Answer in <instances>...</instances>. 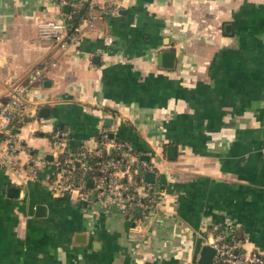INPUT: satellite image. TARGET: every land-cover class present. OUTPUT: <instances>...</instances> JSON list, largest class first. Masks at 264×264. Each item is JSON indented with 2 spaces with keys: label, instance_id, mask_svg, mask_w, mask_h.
Wrapping results in <instances>:
<instances>
[{
  "label": "crops",
  "instance_id": "crops-1",
  "mask_svg": "<svg viewBox=\"0 0 264 264\" xmlns=\"http://www.w3.org/2000/svg\"><path fill=\"white\" fill-rule=\"evenodd\" d=\"M87 1L95 10L110 0ZM60 12L54 0H0V104L34 66L56 61L13 125L19 164L35 161L40 173L0 163V264H193L215 223L264 254V0H122L64 51L37 36ZM165 50L171 67L159 61ZM105 116L149 155L143 173L166 190L156 211L73 204L47 186L56 155L93 145Z\"/></svg>",
  "mask_w": 264,
  "mask_h": 264
},
{
  "label": "built area",
  "instance_id": "built-area-1",
  "mask_svg": "<svg viewBox=\"0 0 264 264\" xmlns=\"http://www.w3.org/2000/svg\"><path fill=\"white\" fill-rule=\"evenodd\" d=\"M80 1L54 0L62 17L39 21L38 38L56 43L64 51L76 45L82 33L93 28L97 20L106 14H118L122 2L110 0L101 8L88 9L72 26L71 15L80 7ZM65 5L69 8L62 11ZM103 42L110 45L112 37L106 34ZM55 65L56 61L51 59L34 66L23 81L11 85L0 104V163L23 171L24 178L37 177L42 165L35 161L26 162L27 166L19 164L16 158L19 139L13 130V121L21 122L26 118L27 93L34 84L42 83L48 69ZM64 138L65 133L61 129L54 131L53 139L57 145L64 144ZM119 139L109 137V129L104 126L96 133L93 145L81 144L75 151L66 152L63 156L58 153L54 167L46 178L47 186L55 195L67 197L73 204L120 202L124 209L137 207L144 216L156 211L166 191L162 180L155 173L154 181H145L143 171L151 166L142 159L136 163L134 155L130 154L133 147L129 141ZM132 163L136 166L132 167ZM205 240L214 249L211 264H264V254L241 249L240 241L224 224L215 223ZM193 264L199 263L195 261Z\"/></svg>",
  "mask_w": 264,
  "mask_h": 264
},
{
  "label": "water",
  "instance_id": "water-1",
  "mask_svg": "<svg viewBox=\"0 0 264 264\" xmlns=\"http://www.w3.org/2000/svg\"><path fill=\"white\" fill-rule=\"evenodd\" d=\"M64 10L67 11L68 10V5H65ZM159 61L160 63L165 66V67H171L173 65L174 62V51L173 50H165L159 53ZM44 110H47L45 107H41L40 108V113H42ZM47 114V111H45V115ZM103 125L106 126H110L111 130L109 131V137H114L115 139H118V137L114 136V129L116 127V125L114 123H112V119L109 116H105L103 118ZM175 146L174 145H167L166 146V156L169 158H172L175 156ZM49 159H52L51 154L47 155ZM147 154H143L141 155L142 158H146L148 159ZM143 179L145 181H154L155 179V172L153 170H146L144 172V176ZM89 183L91 182V179H89L88 181ZM20 191V188L16 185H11L8 187V195L10 196H18ZM45 209V205L43 204H37L36 205V213H41L43 212ZM76 236H80L81 238H76L75 240L77 242H83L85 241V234L84 233H77ZM75 236V237H76ZM214 253V249L211 245L204 243L201 245L200 251H199V255L197 258V262L199 264H211L212 263V256Z\"/></svg>",
  "mask_w": 264,
  "mask_h": 264
},
{
  "label": "trees",
  "instance_id": "trees-1",
  "mask_svg": "<svg viewBox=\"0 0 264 264\" xmlns=\"http://www.w3.org/2000/svg\"><path fill=\"white\" fill-rule=\"evenodd\" d=\"M89 9V3H88V1L87 0H81L80 1V7L78 8V9H76L75 11H73L72 12V15H71V23H72V26H74V25H76L79 21H80V19H81V16L87 11ZM25 121V119L23 120V121H21V122H16V121H13V123L14 124H16L17 126L18 125H20V124H22L23 122ZM120 139H123V138H120ZM119 139V140H120ZM124 140H126V139H124ZM67 152V148H64V150H63V152L62 153H60V155L61 156H63L65 153ZM130 154L131 155H134V156H136V160H135V162L137 163H140L141 162V159H140V155L142 154V150L141 149H139V148H132L131 150H130ZM126 160H127V157H126ZM147 162V161H146ZM135 163H132L131 164V166L132 167H135L136 166V164L134 165ZM138 169H139V171H142L141 170V168H139L138 167ZM136 177V176H135ZM126 212L127 213H133L135 216H142V210H140V209H138L137 207H127L126 208ZM234 233V235H235V237H236V239H238L239 240V234L238 233H235V232H233Z\"/></svg>",
  "mask_w": 264,
  "mask_h": 264
},
{
  "label": "rangeland",
  "instance_id": "rangeland-1",
  "mask_svg": "<svg viewBox=\"0 0 264 264\" xmlns=\"http://www.w3.org/2000/svg\"><path fill=\"white\" fill-rule=\"evenodd\" d=\"M158 178V177H157Z\"/></svg>",
  "mask_w": 264,
  "mask_h": 264
}]
</instances>
